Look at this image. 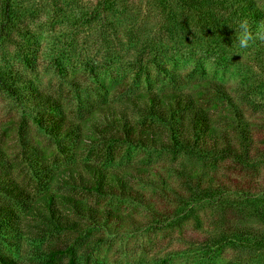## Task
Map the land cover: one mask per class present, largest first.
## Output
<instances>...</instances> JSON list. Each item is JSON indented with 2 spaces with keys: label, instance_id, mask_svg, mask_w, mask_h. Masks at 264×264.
Segmentation results:
<instances>
[{
  "label": "trees",
  "instance_id": "obj_1",
  "mask_svg": "<svg viewBox=\"0 0 264 264\" xmlns=\"http://www.w3.org/2000/svg\"><path fill=\"white\" fill-rule=\"evenodd\" d=\"M145 12L157 15L158 25L146 28ZM242 19L255 32L264 25V9L256 0H0V93L20 106L36 128L57 143L60 153L87 151L93 145L110 153L124 146L221 164L220 170L212 171L184 166L179 185L168 184L172 195L156 182L157 171L151 166L106 169L91 162L67 166L50 181L76 193L47 189L39 197L16 179L0 176V197L13 201L12 205L0 201V239L90 230L123 236L143 228H172L187 242L197 263L207 258L264 264V118L255 130L225 83L204 79L193 84L194 92H139L126 98L125 108L105 103L76 120L64 114L59 99L40 90L23 72L44 58L60 75L77 61L89 72H100L103 65L93 55L100 50L88 51L78 40L96 33L99 46L125 51L144 77L151 69L167 72L161 63L183 50L184 56L199 61L209 57L226 64L239 58L242 88L264 91V41L239 49L235 29ZM224 107L226 115L216 120L210 115V109ZM137 115L146 121L137 123ZM20 126L11 128L17 139L8 147L1 145L9 130L0 129V167L18 159L35 179H46L43 171L35 170L47 166L28 152L31 147ZM138 184L161 190L166 197L158 194L152 199ZM91 197L127 201L145 214L114 211L95 205ZM19 209L26 210L30 220L20 218ZM59 240L47 242L32 264H57L64 258L73 264L71 248L64 243V249L59 248ZM0 264L18 262L0 253Z\"/></svg>",
  "mask_w": 264,
  "mask_h": 264
},
{
  "label": "rangeland",
  "instance_id": "obj_2",
  "mask_svg": "<svg viewBox=\"0 0 264 264\" xmlns=\"http://www.w3.org/2000/svg\"><path fill=\"white\" fill-rule=\"evenodd\" d=\"M256 1L264 9V0ZM142 10L145 8L143 7ZM142 15L146 16V28H153L158 25L157 15L151 12H145ZM97 37L96 33H93L90 38L88 34H85V36H78V40L79 43L87 45L88 51L89 48L100 50L97 51L98 53H93V55H97V63L103 65L100 72H89L77 61L60 75L53 71L45 58L39 60L38 65L33 69H23V72L35 82L40 90L47 91L60 100L64 114L70 118L76 120L86 118L90 112L105 103L125 108L126 98L139 92L155 91L161 93L172 90L194 92V83L204 79H213L227 85L232 100L237 103L246 120L254 124L255 130L258 126L256 124L263 122L264 91L253 92L252 89L242 88L238 80L242 75L240 67H238V64L241 63L239 58L234 57L232 61L226 64L211 60L209 57L199 61L184 56V51L181 50L177 53L178 56L170 57L168 62L161 63L167 72L151 69L148 77H144L143 73H139V70L143 69L138 70L139 65H136L134 69L130 64V56L125 51L112 48V45L99 46ZM243 62L247 63L245 58ZM225 109L226 107L218 109V111L210 109V115L216 120L218 116L227 114ZM131 113L135 115L134 112ZM135 121L142 123L146 120L137 115ZM219 121L222 123V120ZM18 123L21 125L20 131L23 138L31 147L28 152L33 157L41 159L47 166V170L35 171H43L47 177L38 181L34 178L32 170L21 165L17 161L18 159H12L11 164H4L0 167V176L16 179L35 197H39L41 191L47 189L53 192L75 194V190L63 187L56 181H50V177L62 168L82 162H91L106 169L123 168L128 165L154 167L157 171L156 182L164 185L162 188H165V194L171 195L173 192L168 184H172L173 187L178 186L180 172L185 170V167L188 169L195 164V168L201 167L207 171L220 170L221 167L220 163L194 162L183 154L126 148L124 146L115 147L117 149L110 153L99 152V146L93 145L87 151L75 150L62 154L57 143L42 134L20 106L0 93V129L4 127L9 130L3 135L1 146L8 147L14 144L17 133L11 128L17 126ZM137 187L152 199L157 198L158 194L166 197L161 190L151 186L138 184ZM0 201L5 204H13V201H7L2 197H0ZM91 201L95 205L109 207L114 211L141 216L145 214L143 213L144 210L127 201L92 197ZM25 212L26 210L19 209L18 216L30 220ZM24 229L29 230L28 228ZM187 229L193 231V227L190 225ZM55 238H60L59 243L56 244L59 248L64 249V244L71 248L73 264H158L163 259H167V264H230L228 259L220 262V260L211 261L207 258L201 263H197L195 257L192 258L188 251L187 242L178 237L172 228L163 231L145 230L143 228L139 232L123 236L108 234L100 230H90L82 234L57 232L43 238L35 235L18 239L6 238L10 241L0 239V253L15 259L18 264H32V262L37 261L38 257L42 256L41 252L47 242ZM187 257H191V259H187ZM57 264H69V261L64 258Z\"/></svg>",
  "mask_w": 264,
  "mask_h": 264
},
{
  "label": "clouds",
  "instance_id": "obj_3",
  "mask_svg": "<svg viewBox=\"0 0 264 264\" xmlns=\"http://www.w3.org/2000/svg\"><path fill=\"white\" fill-rule=\"evenodd\" d=\"M236 43L239 49H248L256 41H264V25L258 26L254 32L247 19H242L235 29Z\"/></svg>",
  "mask_w": 264,
  "mask_h": 264
}]
</instances>
